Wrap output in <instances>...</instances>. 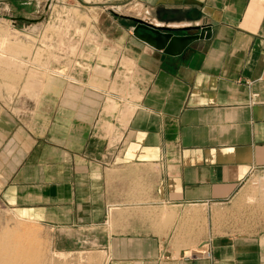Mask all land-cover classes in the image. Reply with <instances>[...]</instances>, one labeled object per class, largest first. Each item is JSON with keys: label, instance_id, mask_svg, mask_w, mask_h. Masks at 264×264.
Masks as SVG:
<instances>
[{"label": "crops", "instance_id": "crops-1", "mask_svg": "<svg viewBox=\"0 0 264 264\" xmlns=\"http://www.w3.org/2000/svg\"><path fill=\"white\" fill-rule=\"evenodd\" d=\"M94 5L110 10L79 90L57 84L35 132L0 113L1 200L97 264H264V204L246 189L264 169V0ZM133 19L211 35L168 56Z\"/></svg>", "mask_w": 264, "mask_h": 264}, {"label": "rangeland", "instance_id": "rangeland-1", "mask_svg": "<svg viewBox=\"0 0 264 264\" xmlns=\"http://www.w3.org/2000/svg\"><path fill=\"white\" fill-rule=\"evenodd\" d=\"M104 1L50 0L46 9V2L42 0H0V113L14 118L24 114V126L20 124L24 130L35 132L45 126L47 121L42 118H52L56 111V85L62 82L71 92L78 89L76 84L86 81L87 47L101 46L94 33H102L99 22L110 10L93 8V5ZM114 12L131 16L138 13L133 6ZM15 18L42 20L30 24L17 22ZM107 39H112L111 35ZM77 68L79 71L72 73ZM4 170L0 167V176ZM247 188L260 193L263 205L262 174H253ZM8 231L22 237L18 240L21 249L33 251L38 247L41 250V257L32 264H97L92 253L95 249L84 247L72 254L56 250L53 231L24 212L10 208L0 198V233ZM196 251L198 248L190 254Z\"/></svg>", "mask_w": 264, "mask_h": 264}, {"label": "water", "instance_id": "water-1", "mask_svg": "<svg viewBox=\"0 0 264 264\" xmlns=\"http://www.w3.org/2000/svg\"><path fill=\"white\" fill-rule=\"evenodd\" d=\"M42 1L48 2V4L46 5V9H48L50 5V0H42ZM93 6L103 7V5H93ZM14 20L17 22H26L30 24H35L40 22L42 18L38 20L15 18ZM133 22L135 24L133 30L134 34H138L139 31H142L143 34L140 35L141 40H143L145 43L149 45L154 46L158 51H161L168 56L173 55L172 50L182 51L191 43L210 39V35H211V29L207 26H191L189 28L176 31L160 26H155L151 23L145 22L140 19H133ZM175 32H184L188 35L178 37L174 35Z\"/></svg>", "mask_w": 264, "mask_h": 264}, {"label": "bare ground", "instance_id": "bare-ground-1", "mask_svg": "<svg viewBox=\"0 0 264 264\" xmlns=\"http://www.w3.org/2000/svg\"><path fill=\"white\" fill-rule=\"evenodd\" d=\"M112 9L121 10L119 6ZM14 235L9 231L0 233V264H32L41 257V250L38 247L33 251L21 249L18 240L22 237Z\"/></svg>", "mask_w": 264, "mask_h": 264}, {"label": "built area", "instance_id": "built-area-1", "mask_svg": "<svg viewBox=\"0 0 264 264\" xmlns=\"http://www.w3.org/2000/svg\"><path fill=\"white\" fill-rule=\"evenodd\" d=\"M146 15H148V14H146ZM145 22H148V21H145ZM148 23H150V22H148ZM259 174H262V176L264 177V169L260 170V173ZM252 176H253V172H252L250 178ZM191 255L196 256V257H208L209 256V253H208L207 249L204 246V247L198 248V251H196V253H192Z\"/></svg>", "mask_w": 264, "mask_h": 264}]
</instances>
